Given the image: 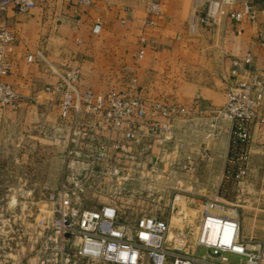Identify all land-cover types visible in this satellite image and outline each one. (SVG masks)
Instances as JSON below:
<instances>
[{
    "label": "built area",
    "instance_id": "obj_1",
    "mask_svg": "<svg viewBox=\"0 0 264 264\" xmlns=\"http://www.w3.org/2000/svg\"><path fill=\"white\" fill-rule=\"evenodd\" d=\"M96 1L75 0L74 5L83 10ZM42 2L0 0V10L11 5L25 14ZM148 11L159 16L156 4H151ZM194 11L197 16L191 22V31L196 26L210 30L221 18L235 24L264 21V8H257L252 0H195ZM98 30L96 24L93 32ZM255 41L264 51L263 28L256 32ZM15 48L13 32L0 26V107L11 110L17 108L19 96L5 78L10 73ZM142 55L139 50L135 57ZM138 88L136 76L128 74L119 88L96 91L82 84L75 61L62 68L60 81L52 91L59 96L57 119L66 167L53 192L49 233L43 254L35 264H214L208 260L212 257L219 259L217 264H228L229 255L238 257L237 264H260L264 243L242 237L240 219L233 207L205 204L202 225H222L224 237L209 242L200 235L197 245L208 252L207 257H196L167 246L168 225L161 219L141 216L132 222L122 221L114 203L94 208L82 206L80 196L99 192L101 180L146 174L156 185V178L168 177L167 174H197L210 157L205 148L193 157L181 154L175 143L174 123L189 117L191 106L147 99ZM209 112L211 117L203 137L214 140L218 124L226 123L232 152L227 159L231 168L226 174H246L251 128L264 125V68L258 65L256 56L246 53L241 59L231 60L225 103ZM153 148L159 152L153 153ZM238 148L240 151L235 153ZM233 165L238 167L234 169ZM163 185L167 192L166 183ZM177 199V195L170 198L171 209Z\"/></svg>",
    "mask_w": 264,
    "mask_h": 264
},
{
    "label": "crops",
    "instance_id": "obj_2",
    "mask_svg": "<svg viewBox=\"0 0 264 264\" xmlns=\"http://www.w3.org/2000/svg\"><path fill=\"white\" fill-rule=\"evenodd\" d=\"M74 2L44 0L25 14L11 5L0 10V26L13 32L16 44L5 82L19 96L15 110L0 107L2 162L42 164L40 174H48L45 164L56 162L59 167L53 174L63 173L59 96L52 88L60 81L64 65L75 61L82 84L93 90L119 88L126 77L124 69H131L147 99L191 106L189 117L174 123L176 145L181 154L192 157L202 148L209 150L210 157L197 174H226L230 168L227 159L232 155L225 133L228 125L218 124L214 140L203 134L209 111L225 103L231 60L251 53L264 68V51L255 41L264 21L235 24L221 18L210 30L196 26L191 31L197 16L195 0H97L83 10ZM151 4L158 6L159 16L149 13ZM252 4L264 8V0H252ZM96 24L99 30L94 33ZM139 50L143 55L137 59ZM35 148L38 151L31 152ZM58 150L57 161L51 154ZM152 152L159 150L153 148ZM247 164L248 174L258 170L264 174V125L251 128ZM26 170L23 174H30ZM167 175L156 178V187L170 186L174 176ZM204 250L202 256L207 257L208 250Z\"/></svg>",
    "mask_w": 264,
    "mask_h": 264
},
{
    "label": "rangeland",
    "instance_id": "obj_3",
    "mask_svg": "<svg viewBox=\"0 0 264 264\" xmlns=\"http://www.w3.org/2000/svg\"><path fill=\"white\" fill-rule=\"evenodd\" d=\"M210 57L214 56L210 54ZM124 73L136 76L131 69H124ZM61 145L62 139L59 148ZM37 151L35 148L31 152ZM239 151L240 148L235 153ZM59 154L58 150V154L51 155L58 161ZM4 158L0 154V264H35L45 248L53 192L63 174H53L59 167L56 162L45 164L48 174H40L42 164L3 163ZM226 167L231 168V165ZM233 167L236 169L238 165ZM26 169H30V174H23ZM121 175L126 177V174ZM174 177L167 192L152 184L146 174H131L127 179L116 181L101 180L100 191L81 195V204L94 208L114 203L122 221L132 222L141 216L161 219L168 225L170 249L200 257L205 254L204 248L197 245L202 233L204 206L214 202L236 210L244 239L264 243V174L261 171L174 174ZM174 195L178 199L171 209L168 204ZM227 258L228 264H237ZM211 261L217 264L219 259L212 257ZM260 264H264V256Z\"/></svg>",
    "mask_w": 264,
    "mask_h": 264
},
{
    "label": "bare ground",
    "instance_id": "obj_4",
    "mask_svg": "<svg viewBox=\"0 0 264 264\" xmlns=\"http://www.w3.org/2000/svg\"><path fill=\"white\" fill-rule=\"evenodd\" d=\"M222 225L218 223L213 222H207L202 225V240L209 241V242H215L217 238L224 237L221 235V232L223 231ZM225 234V233H223Z\"/></svg>",
    "mask_w": 264,
    "mask_h": 264
}]
</instances>
